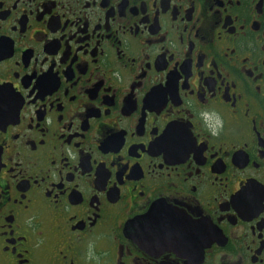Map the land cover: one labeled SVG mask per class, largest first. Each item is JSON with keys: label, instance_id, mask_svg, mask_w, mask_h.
Instances as JSON below:
<instances>
[{"label": "flooded vegetation", "instance_id": "flooded-vegetation-1", "mask_svg": "<svg viewBox=\"0 0 264 264\" xmlns=\"http://www.w3.org/2000/svg\"><path fill=\"white\" fill-rule=\"evenodd\" d=\"M0 264H264V0H0Z\"/></svg>", "mask_w": 264, "mask_h": 264}, {"label": "snow or ice", "instance_id": "snow-or-ice-1", "mask_svg": "<svg viewBox=\"0 0 264 264\" xmlns=\"http://www.w3.org/2000/svg\"><path fill=\"white\" fill-rule=\"evenodd\" d=\"M236 196H237V198H241L242 199L245 196V192L243 190L240 191V192H237Z\"/></svg>", "mask_w": 264, "mask_h": 264}]
</instances>
